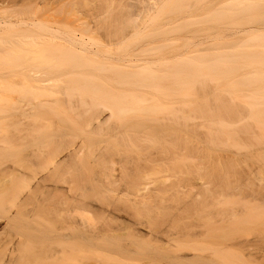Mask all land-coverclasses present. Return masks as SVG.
Wrapping results in <instances>:
<instances>
[{
    "label": "bare ground",
    "instance_id": "6f19581e",
    "mask_svg": "<svg viewBox=\"0 0 264 264\" xmlns=\"http://www.w3.org/2000/svg\"><path fill=\"white\" fill-rule=\"evenodd\" d=\"M187 1L0 0V264H236L263 245L215 194L235 161L210 159L264 163V0H193L199 28L255 26L189 52L153 27Z\"/></svg>",
    "mask_w": 264,
    "mask_h": 264
},
{
    "label": "rangeland",
    "instance_id": "374dc122",
    "mask_svg": "<svg viewBox=\"0 0 264 264\" xmlns=\"http://www.w3.org/2000/svg\"><path fill=\"white\" fill-rule=\"evenodd\" d=\"M126 0H122V2H124ZM213 0H204L201 3L207 4V2H210ZM218 2H216V0H214L212 3L214 5V7L212 8V3H208L206 5V8L209 9H218L221 6H223L224 4H226L225 2L222 1V4H218L219 1L221 0H217ZM121 2V0H120ZM121 2V3H122ZM128 2V0H127ZM130 2V0H129ZM132 2V0H131ZM159 2V1H158ZM195 1L192 0H188L187 4H188V10L187 11H191V12H175L174 13H178L177 15H174V13L172 12V14L170 15V17L167 16V18L160 19L158 21H156L155 25L153 23V27L155 28V30H159L163 33H166L165 35H163L162 38L163 41L161 39H157L158 42H169L171 44H174L175 46L179 47V50H183L189 52V48H193L191 50H198V48L201 49H205V47L210 44H213L214 42H218V35H222L220 36L221 41H226V42H233V41H242L245 39L244 36L241 37H236V36H231V33L236 32V30H239L243 27H248L249 25L251 26H255L252 23L249 24H243V25H231V24H227V22L225 23V26L222 25V23L220 24L221 26V33H219L218 30H216L215 28L212 27V24L210 26V24L208 25V29L206 26H200L201 28H199V25L197 24L198 22L204 20V17H206V13L209 10H203V8H205L204 5H202L201 3L198 4V6L196 5L195 7H193ZM192 3V4H190ZM216 4V5H215ZM220 5V6H219ZM191 6V7H190ZM201 6V7H200ZM211 6V7H210ZM216 6V7H215ZM192 7L194 8L192 10ZM197 7V8H196ZM218 7V8H217ZM191 8V9H189ZM196 8V9H195ZM200 8V9H199ZM197 10V12L195 14L198 15L197 19L195 17L194 12ZM202 10V11H201ZM185 11V10H183ZM199 11V12H198ZM202 14H201V13ZM184 13V14H183ZM192 13V14H191ZM201 15V16H200ZM204 17H203V16ZM200 16V19H199ZM146 16H141V18H138L136 21L139 24H141L143 26V20H147L145 18ZM203 17V18H202ZM196 19V20H195ZM200 20V21H199ZM194 21V22H193ZM188 23V24H187ZM185 24V25H184ZM194 26H193V25ZM224 24V22H223ZM187 25V26H186ZM190 25V26H189ZM231 25V26H230ZM140 26V27H142ZM148 26V24H147ZM158 26V27H156ZM189 26V27H188ZM210 26V27H209ZM217 26V25H215ZM260 26H264V25H260ZM181 27V30H180ZM185 27V28H184ZM187 27V28H186ZM197 29H196V28ZM220 27L217 28L220 30ZM159 28V29H158ZM183 28V29H182ZM188 28H190V30H187ZM202 28L206 29L203 30ZM213 28V29H211ZM223 28V29H222ZM199 29V30H198ZM202 29V31H201ZM195 30V31H194ZM209 30L207 33L206 31ZM213 30V31H212ZM182 31V32H181ZM199 31V32H198ZM201 31V32H200ZM214 32V34H213ZM218 32V34L216 33ZM212 35H211V34ZM217 34V35H215ZM167 35V36H166ZM211 35V36H210ZM217 37V38H216ZM167 38V39H166ZM223 38V39H222ZM214 41H213V40ZM216 39V41H215ZM167 40V41H166ZM210 40V41H209ZM209 41V42H207ZM220 41V39H219ZM211 42V43H210ZM196 43V44H195ZM185 44H187L185 46ZM194 45L196 47H194ZM199 45V46H198ZM208 46L206 48H208ZM211 46V45H210ZM199 51H202L199 49ZM259 147H253L249 150H241V152L237 151V150H228L227 153L221 154V156L216 157L213 159H210V161H214V163L217 164L218 161H223V162H227L230 160H233L235 162V165H233L234 170L230 173L227 174V172H225V174L220 173V177L223 178V180H225L226 182L229 183V188H223L222 186H215L214 187V191L216 196H218V198L220 200H232L233 201V209L236 215V219L234 221V227L232 230V233L234 235L237 236H244L247 239H254L257 237V239L262 240L263 238V245L261 244L259 248L255 249L256 251H253V255L254 257H256L254 259V257L252 256L253 259L251 260H247L248 257L246 256V258L240 259V263L237 261L236 264H264V163H261L260 161L258 162L257 157H256V152L258 150ZM264 149V146H263ZM222 153V152H221ZM226 154V155H225ZM231 158L230 160H227V158ZM206 162H208L207 167L209 166V158H205ZM208 159V160H207ZM193 161L197 163H199V160L196 161V159L194 158ZM217 161V162H215ZM205 162V163H206ZM204 165V168L206 167ZM224 182V181H223ZM243 238V239H246ZM242 239V237H241ZM249 253H244V254H248V256L251 254L250 251H248ZM251 254V255H252ZM247 261H246V260ZM250 259V258H249Z\"/></svg>",
    "mask_w": 264,
    "mask_h": 264
}]
</instances>
